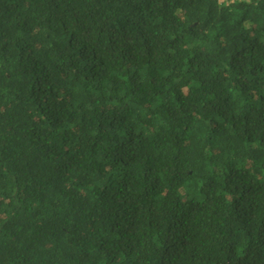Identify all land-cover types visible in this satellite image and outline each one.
Listing matches in <instances>:
<instances>
[{
  "label": "trees",
  "instance_id": "1",
  "mask_svg": "<svg viewBox=\"0 0 264 264\" xmlns=\"http://www.w3.org/2000/svg\"><path fill=\"white\" fill-rule=\"evenodd\" d=\"M0 264H264V0H0Z\"/></svg>",
  "mask_w": 264,
  "mask_h": 264
},
{
  "label": "rangeland",
  "instance_id": "2",
  "mask_svg": "<svg viewBox=\"0 0 264 264\" xmlns=\"http://www.w3.org/2000/svg\"><path fill=\"white\" fill-rule=\"evenodd\" d=\"M221 1H224V0H221ZM225 1H232V0H225Z\"/></svg>",
  "mask_w": 264,
  "mask_h": 264
}]
</instances>
